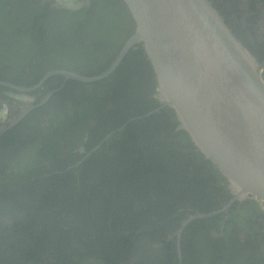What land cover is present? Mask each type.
I'll use <instances>...</instances> for the list:
<instances>
[{
  "label": "trees",
  "instance_id": "obj_1",
  "mask_svg": "<svg viewBox=\"0 0 264 264\" xmlns=\"http://www.w3.org/2000/svg\"><path fill=\"white\" fill-rule=\"evenodd\" d=\"M211 1L264 61L261 13L243 29L237 0ZM135 29L124 0L77 11L0 0V80L29 87L54 70L99 75ZM46 85L48 102L0 134V264H180L182 223L233 195L158 100L143 44L103 79L57 75ZM238 204L185 227L182 264H264V210Z\"/></svg>",
  "mask_w": 264,
  "mask_h": 264
},
{
  "label": "water",
  "instance_id": "obj_2",
  "mask_svg": "<svg viewBox=\"0 0 264 264\" xmlns=\"http://www.w3.org/2000/svg\"><path fill=\"white\" fill-rule=\"evenodd\" d=\"M70 8L83 0H57ZM136 24L134 33L103 73L86 76L68 70L48 72L34 87L0 85L22 93L35 92L54 75L94 82L111 74L127 53L143 44L158 81L157 98L174 110L178 130L188 133L197 149L228 181L233 198L221 209L196 213V219L227 211L249 197L264 203V61L260 62L234 34L211 0H124ZM19 110L16 121L28 113ZM181 264V261H180Z\"/></svg>",
  "mask_w": 264,
  "mask_h": 264
},
{
  "label": "flooded vegetation",
  "instance_id": "obj_3",
  "mask_svg": "<svg viewBox=\"0 0 264 264\" xmlns=\"http://www.w3.org/2000/svg\"><path fill=\"white\" fill-rule=\"evenodd\" d=\"M36 1H39V3L41 5H43V6L48 4L50 9H57V10L64 9V10H68V11H77V10H81V9H83L85 7H90L93 0H83L84 4H82V6L77 7V8H70L71 5H68V3H64L63 4L60 1L58 2L57 0H36ZM217 1H218L219 4H222L224 7L229 6L233 2V0H217ZM253 4H254L253 0H237V2H236L238 12L233 13V19L235 20V23L236 24H240L243 29H246V26L249 23V18L246 19V13L251 12L250 18L252 16H256V15L261 13V15H260L261 18H262V16L264 18V0H258V3L256 5L254 4L255 5L254 7H253ZM261 20L262 19H260V21ZM262 25H264V24H262ZM262 34H264V33H262ZM82 75H84V74H82ZM54 76H57V75H54ZM61 76H63V75H61ZM86 76H88V75H86ZM43 77L40 79V81L43 79ZM48 80H46V82H45V84L43 85L42 88L38 89L35 92H31V93H22V92H19L17 90L12 89L11 87L0 85V86L3 87V89H1V87H0V134L5 133L6 131H8L9 129L13 128L14 126H16L20 122L19 121L15 125L11 126V124L14 121H16L18 115H20V111L16 110V109H13L12 107H9L6 103L7 102H12L16 106L21 107L22 111H24V112L29 110L27 115L24 117V118H26L35 109H37L38 107L43 106L44 104H46L48 102V100L50 99V97L52 96V94L54 93L53 90H49L45 95H43L42 92H41L42 90L46 91V89H48V85H46ZM2 81H5V80H2ZM39 82H37L35 85H37ZM7 83H11V84H14L16 86L25 87V88H30V87H34L35 86V85L29 86V87L28 86H20V85H17L15 83H12V82H9V81H7ZM87 83H89V82H87ZM35 121L32 123L33 125L36 123ZM43 128H45V126H43ZM86 139H87V137H85V140ZM84 145L85 144H82V145L79 146V150H80L81 153H83L85 151ZM250 199L256 200V199H254L252 197H249V198H247V199H245L243 201H237L235 203H239L238 204V208H240V204H242L245 201L250 200ZM256 201H258L260 203L261 209L264 210V203H262L259 200H256ZM235 203H233V205ZM227 211H225L223 213H226ZM246 234H247V231H245L242 234V237L244 235H246ZM220 236H222V235L221 234H217V233L213 234V237H216V238L220 237ZM179 259H180V257H179ZM180 261H181V264H182V260H180Z\"/></svg>",
  "mask_w": 264,
  "mask_h": 264
},
{
  "label": "rangeland",
  "instance_id": "obj_4",
  "mask_svg": "<svg viewBox=\"0 0 264 264\" xmlns=\"http://www.w3.org/2000/svg\"><path fill=\"white\" fill-rule=\"evenodd\" d=\"M250 16H251V12L246 13V19L247 18H250ZM261 19L262 20L260 21V23L257 26V28H258L257 32H258V35H260L261 37H263V35H264V34H262V33H264V25H262V24H264V18H263V16H262Z\"/></svg>",
  "mask_w": 264,
  "mask_h": 264
}]
</instances>
